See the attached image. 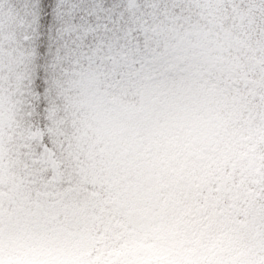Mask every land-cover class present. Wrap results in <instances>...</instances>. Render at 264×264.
<instances>
[{"label": "rangeland", "instance_id": "1", "mask_svg": "<svg viewBox=\"0 0 264 264\" xmlns=\"http://www.w3.org/2000/svg\"><path fill=\"white\" fill-rule=\"evenodd\" d=\"M214 26L220 38L169 25L151 27L155 47L137 76L119 74L122 64L114 57L108 62L111 69L70 70L80 104L93 117L106 164L105 233L111 244L132 242L108 264H264V231L256 230L251 209L237 228L210 243L219 212L193 211L179 197V183L196 181L208 190L215 208L229 187L234 193L239 188L229 157L237 155L241 164L251 158L245 132L250 115L225 100L226 85L212 70L232 63L226 48L252 40L221 22ZM255 36L264 49V29ZM132 84V94L119 93ZM259 119L264 125V105ZM210 150L223 154L220 163ZM59 216L55 207L31 199L13 209L2 206L0 264H92L95 231L64 224Z\"/></svg>", "mask_w": 264, "mask_h": 264}, {"label": "trees", "instance_id": "2", "mask_svg": "<svg viewBox=\"0 0 264 264\" xmlns=\"http://www.w3.org/2000/svg\"><path fill=\"white\" fill-rule=\"evenodd\" d=\"M197 7L200 10L194 12L188 26L169 27L181 31L187 29L190 32L199 30L220 38L221 30L218 31L214 23L221 22L226 26V30L239 32L252 40L248 45H238L234 49L226 48L232 63L216 64L212 70L213 76L226 85L223 90L225 100L241 107L250 115L245 132L251 158L241 164L237 155L232 154L229 157L230 165L234 168L232 176L239 183L236 185L239 187L237 193L229 187L228 193L224 194L219 205L214 208V199L203 185L196 181L178 184L179 197L184 206L193 207V211L203 208L209 216L219 212L209 235L210 243H214L231 228H237L245 219L246 210L250 209L256 230L264 231V125L259 119L261 106L264 105V49L254 41L255 34L260 37L259 33L264 29V16L249 17L244 27H236L230 19L232 14L222 11L218 6L209 3ZM3 15H7L11 23L0 26L4 28L0 31V42H15L25 20L16 18L14 0H6ZM152 42L149 38L142 49L130 50L114 57L122 64L118 73L128 72L137 76L149 48L155 47ZM3 52L13 61L19 60L20 64L24 65L17 73L18 79L23 78L29 68L32 72L35 71L36 65L32 64L30 59L33 53L15 48L3 49ZM104 67L111 69L109 63L104 64ZM71 74L70 70L66 69L61 77L54 79L56 99L59 101L54 105V110L61 114L58 123L62 126V132L68 138L73 153L68 174L54 185L44 180L38 172L30 170L26 162L23 149L26 147L28 128L15 91L0 99V208L7 206L13 209L25 199H31L43 207H55L60 215L59 219L64 224L92 228L95 231L98 242L91 251L94 258L92 264H108L112 256L126 250L132 242L111 244L109 236L105 233L106 218L101 212V205L106 204L110 195L104 171L106 164L93 117L89 110L81 106L80 94L74 86ZM133 84L123 86L119 93L132 94L136 89L135 87L133 90ZM208 154L216 164L223 158L220 151L214 153L210 150ZM96 159L99 160L98 165L94 164ZM232 205L237 211L230 210Z\"/></svg>", "mask_w": 264, "mask_h": 264}, {"label": "snow or ice", "instance_id": "3", "mask_svg": "<svg viewBox=\"0 0 264 264\" xmlns=\"http://www.w3.org/2000/svg\"><path fill=\"white\" fill-rule=\"evenodd\" d=\"M6 0H0V26L11 19L3 15ZM16 18L25 24L15 42H0V99L15 91L27 122L23 151L29 169L50 184L69 172L72 148L54 110V79L66 69L83 71L104 65L111 58L148 43L155 25L188 26L198 5L213 4L231 13L236 27L249 17L264 16V0H14ZM4 28L0 27V31ZM2 41V37H0ZM33 53L35 71L13 61L3 49Z\"/></svg>", "mask_w": 264, "mask_h": 264}]
</instances>
